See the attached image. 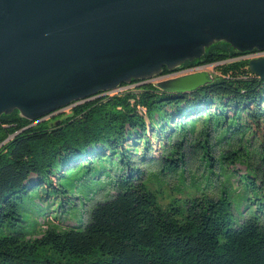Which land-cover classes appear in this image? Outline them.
Instances as JSON below:
<instances>
[{
  "label": "trees",
  "instance_id": "trees-1",
  "mask_svg": "<svg viewBox=\"0 0 264 264\" xmlns=\"http://www.w3.org/2000/svg\"><path fill=\"white\" fill-rule=\"evenodd\" d=\"M240 56L219 43L198 61L163 69L161 77L217 64L214 82L189 93L133 81V90L98 95L33 126L17 111L1 116L0 264H264V140L256 167L239 149L221 157L225 165L246 164L235 176L234 198L227 187L218 198L202 193L161 203L136 166L157 163L161 176L177 175L185 168L186 136L198 125L196 151L207 156L212 125H227L230 144L264 121V80ZM210 162L208 156L212 168ZM107 182L111 193L85 224L36 236V216L20 210L33 198L68 211L75 195L96 194Z\"/></svg>",
  "mask_w": 264,
  "mask_h": 264
},
{
  "label": "water",
  "instance_id": "water-1",
  "mask_svg": "<svg viewBox=\"0 0 264 264\" xmlns=\"http://www.w3.org/2000/svg\"><path fill=\"white\" fill-rule=\"evenodd\" d=\"M224 43L264 51V0H0V117L32 122L116 91L162 79ZM215 65V64H213ZM264 80V57L247 63ZM211 73L153 83L189 93Z\"/></svg>",
  "mask_w": 264,
  "mask_h": 264
},
{
  "label": "rangeland",
  "instance_id": "rangeland-1",
  "mask_svg": "<svg viewBox=\"0 0 264 264\" xmlns=\"http://www.w3.org/2000/svg\"><path fill=\"white\" fill-rule=\"evenodd\" d=\"M239 59L246 60L248 63L252 57L250 55L240 56ZM216 65L217 64L206 66L202 65L203 68H200L197 72H208L212 74V77H214L217 74V72H215ZM180 68L181 66L176 69ZM192 73L195 72L187 71L186 73H182L179 76L171 77L162 76L165 78H154L151 83L153 84L161 80L181 77ZM135 87L136 86L132 85L131 83L129 85H122L120 87L121 90L118 88L120 91L117 89L116 91L114 90L108 92L107 95L112 96L115 94H120L130 89L133 90ZM71 108L72 107L65 108L58 114H68ZM50 118L51 117L47 119ZM54 124H58V122H55ZM251 127V134H247L240 139H234L231 141L232 143L228 144L227 142L230 141L229 138L231 135L227 134V137L223 136L224 132L229 130L227 125L223 126L221 129H214L212 125L208 131V145L210 150L208 155L205 156L202 152H197V148L195 147L196 143L202 140V137L199 133L203 128L198 125L193 133H188L186 136L185 141L187 147L185 151V168H183V172H180L177 175L167 174L161 176V168L157 163L152 165L136 166L144 171L145 182L147 185L151 186L154 190H157V194L161 203L168 202L170 198L183 200L187 195L200 197L202 193L214 198H218L221 195L223 189H226L227 187H229L230 194L234 198V195H236L235 193L239 191L240 187L239 183L236 182L235 176L237 173H244V165L246 164L242 163L237 164L236 166L225 165L226 161L221 162L220 159L227 152L239 149L242 151L244 159L247 158L252 164L251 165L247 163V165L252 167L257 166L258 160L256 159V151L259 149V145L264 140V121H261L259 125H254ZM161 153L162 152L159 150L157 143H155L153 154L159 158ZM248 155L251 157L248 158ZM208 156L211 157L210 163L213 164L212 168H209L207 165ZM52 181L55 183V179H52ZM111 189V186L108 185L107 182L104 190H100L96 192V194H88V196L75 195L70 200V202L73 203V207L68 211V206H64V210L59 209L55 201L50 200L52 204L51 206H48L46 203H41L37 199L33 198L27 200L23 205H21L20 210L22 213L36 216L35 222L34 220L31 222L30 230L33 229L36 236H39L51 228H71L77 226V224H80V222L83 224L87 223L89 213L92 208L96 204L105 201L108 198L109 193H111Z\"/></svg>",
  "mask_w": 264,
  "mask_h": 264
},
{
  "label": "built area",
  "instance_id": "built-area-1",
  "mask_svg": "<svg viewBox=\"0 0 264 264\" xmlns=\"http://www.w3.org/2000/svg\"><path fill=\"white\" fill-rule=\"evenodd\" d=\"M200 68H203V66H197V67H194V68H189V69H185V70H179V71H176V72H172L168 75H166L165 77H171V76H179L180 74L182 73H186L187 71H192V72H197L199 71ZM165 77H162V78H165ZM120 89V88H119ZM118 89V90H119ZM121 90V89H120ZM119 90V91H120ZM96 98V97H95Z\"/></svg>",
  "mask_w": 264,
  "mask_h": 264
},
{
  "label": "flooded vegetation",
  "instance_id": "flooded-vegetation-1",
  "mask_svg": "<svg viewBox=\"0 0 264 264\" xmlns=\"http://www.w3.org/2000/svg\"><path fill=\"white\" fill-rule=\"evenodd\" d=\"M249 55L252 57V59L261 58V57H264V51L260 52V51L254 50L252 52L243 54V56H249Z\"/></svg>",
  "mask_w": 264,
  "mask_h": 264
},
{
  "label": "bare ground",
  "instance_id": "bare-ground-1",
  "mask_svg": "<svg viewBox=\"0 0 264 264\" xmlns=\"http://www.w3.org/2000/svg\"><path fill=\"white\" fill-rule=\"evenodd\" d=\"M104 95V94H101V96Z\"/></svg>",
  "mask_w": 264,
  "mask_h": 264
}]
</instances>
